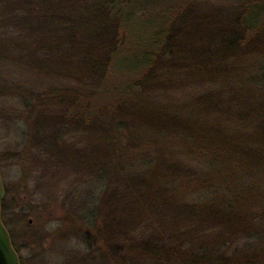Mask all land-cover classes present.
<instances>
[{"label":"trees","instance_id":"16d2710c","mask_svg":"<svg viewBox=\"0 0 264 264\" xmlns=\"http://www.w3.org/2000/svg\"><path fill=\"white\" fill-rule=\"evenodd\" d=\"M153 1L0 0L36 77L8 95L71 187L58 242L74 264H264V0Z\"/></svg>","mask_w":264,"mask_h":264},{"label":"rangeland","instance_id":"374dc122","mask_svg":"<svg viewBox=\"0 0 264 264\" xmlns=\"http://www.w3.org/2000/svg\"><path fill=\"white\" fill-rule=\"evenodd\" d=\"M172 1L160 0V4ZM4 31L0 29V41L6 44ZM4 46L5 53L0 54V174L5 191L2 222L23 264H74L69 253L76 249L74 240L60 244L61 238L57 236L64 216L61 198L64 194L66 198V191L71 190L69 181L57 184L56 177L45 171L42 154L47 152L41 153L43 149L29 134L33 120L23 113L21 101L8 95L9 84L32 89L26 84L34 83L36 77L25 67L12 64L7 58L8 46ZM12 72L19 73L12 76ZM20 131L26 135L22 142L15 135ZM58 187L63 188L62 195Z\"/></svg>","mask_w":264,"mask_h":264},{"label":"water","instance_id":"95a60500","mask_svg":"<svg viewBox=\"0 0 264 264\" xmlns=\"http://www.w3.org/2000/svg\"><path fill=\"white\" fill-rule=\"evenodd\" d=\"M4 196L5 191L0 174V264H21L19 256L12 245L10 235L2 222L1 206Z\"/></svg>","mask_w":264,"mask_h":264}]
</instances>
